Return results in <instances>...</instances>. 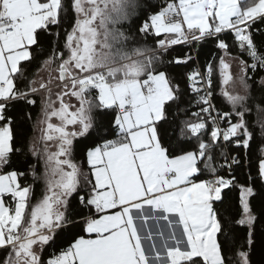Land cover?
<instances>
[{
  "label": "snow or ice",
  "instance_id": "obj_1",
  "mask_svg": "<svg viewBox=\"0 0 264 264\" xmlns=\"http://www.w3.org/2000/svg\"><path fill=\"white\" fill-rule=\"evenodd\" d=\"M0 264H264V0H0Z\"/></svg>",
  "mask_w": 264,
  "mask_h": 264
},
{
  "label": "trees",
  "instance_id": "obj_2",
  "mask_svg": "<svg viewBox=\"0 0 264 264\" xmlns=\"http://www.w3.org/2000/svg\"><path fill=\"white\" fill-rule=\"evenodd\" d=\"M152 43H153L152 40H149L148 41V44H152ZM211 49H212V45H208L207 47H205L204 49L201 50L200 56H199V62H200L201 65L204 64V62L206 61V59H208L210 57ZM180 51H181L180 47L177 46L176 49H175V51L171 55L172 56H175ZM179 71H182V69L175 68V69H173V74H175L176 72H179ZM255 154H256L255 153V146H253V150H252L253 159L255 158ZM41 188H42V186L40 184H37L36 185V187H35V195L36 196H39L41 194Z\"/></svg>",
  "mask_w": 264,
  "mask_h": 264
}]
</instances>
